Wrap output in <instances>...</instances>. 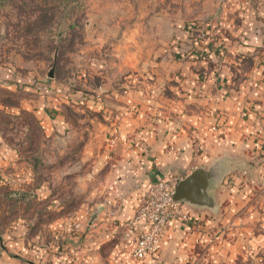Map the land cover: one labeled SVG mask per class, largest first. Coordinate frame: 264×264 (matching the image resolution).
I'll return each instance as SVG.
<instances>
[{
    "label": "rangeland",
    "instance_id": "374dc122",
    "mask_svg": "<svg viewBox=\"0 0 264 264\" xmlns=\"http://www.w3.org/2000/svg\"><path fill=\"white\" fill-rule=\"evenodd\" d=\"M259 1L253 6L262 12ZM248 6L0 0V264H39L42 253L50 259L96 219L108 172L102 129L119 109H179L188 99L179 80L187 62L216 58L237 84L264 76V19L248 16ZM259 23L263 45L248 49V26ZM261 257L252 261L248 252V264Z\"/></svg>",
    "mask_w": 264,
    "mask_h": 264
},
{
    "label": "crops",
    "instance_id": "0c3cea01",
    "mask_svg": "<svg viewBox=\"0 0 264 264\" xmlns=\"http://www.w3.org/2000/svg\"><path fill=\"white\" fill-rule=\"evenodd\" d=\"M259 2L262 12L253 6L258 0H248V16L264 19ZM259 24L248 26V49L263 45ZM217 60L184 65L180 94L188 99L179 109H119L115 122L104 126L108 172L96 219L72 234L59 254L48 259L42 253L39 264H248V252L252 261L260 252L264 264V76L250 74L237 84L233 70ZM155 116H161L157 123ZM257 152L261 161L252 157ZM195 171H202L208 202L183 199L190 221L173 220L159 251L135 259L137 238L148 229L137 212L151 184L178 182ZM249 194L256 197L251 202ZM18 254L14 258L24 256Z\"/></svg>",
    "mask_w": 264,
    "mask_h": 264
},
{
    "label": "built area",
    "instance_id": "2783aa9c",
    "mask_svg": "<svg viewBox=\"0 0 264 264\" xmlns=\"http://www.w3.org/2000/svg\"><path fill=\"white\" fill-rule=\"evenodd\" d=\"M175 187L172 181L159 178L151 184L139 205L137 218L146 220L148 229L137 238L136 246L132 250L135 259L142 260L158 252L171 222L179 217H187L180 202L174 199Z\"/></svg>",
    "mask_w": 264,
    "mask_h": 264
},
{
    "label": "water",
    "instance_id": "95a60500",
    "mask_svg": "<svg viewBox=\"0 0 264 264\" xmlns=\"http://www.w3.org/2000/svg\"><path fill=\"white\" fill-rule=\"evenodd\" d=\"M50 76H54L53 71L50 73ZM201 179L202 171H195L192 175L181 180L175 187L174 199L179 202L183 199H190L196 202L207 203L208 195L205 186L199 184Z\"/></svg>",
    "mask_w": 264,
    "mask_h": 264
},
{
    "label": "trees",
    "instance_id": "16d2710c",
    "mask_svg": "<svg viewBox=\"0 0 264 264\" xmlns=\"http://www.w3.org/2000/svg\"><path fill=\"white\" fill-rule=\"evenodd\" d=\"M69 6H72V5H70V3H69ZM71 8V7H70Z\"/></svg>",
    "mask_w": 264,
    "mask_h": 264
}]
</instances>
